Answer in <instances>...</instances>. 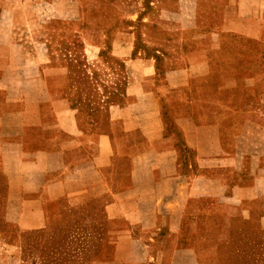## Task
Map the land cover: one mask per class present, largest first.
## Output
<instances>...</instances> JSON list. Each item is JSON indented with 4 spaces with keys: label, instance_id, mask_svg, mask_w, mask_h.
<instances>
[{
    "label": "crops",
    "instance_id": "obj_1",
    "mask_svg": "<svg viewBox=\"0 0 264 264\" xmlns=\"http://www.w3.org/2000/svg\"><path fill=\"white\" fill-rule=\"evenodd\" d=\"M74 41L123 90L87 114L56 91ZM0 179V264L69 212L107 223L81 264H212L196 238L264 233V0H0Z\"/></svg>",
    "mask_w": 264,
    "mask_h": 264
},
{
    "label": "rangeland",
    "instance_id": "obj_2",
    "mask_svg": "<svg viewBox=\"0 0 264 264\" xmlns=\"http://www.w3.org/2000/svg\"><path fill=\"white\" fill-rule=\"evenodd\" d=\"M74 26L70 24L69 33H72ZM73 43L74 45L62 44L54 48L59 56L54 55L53 64L58 67L62 64L67 65L70 71L68 83L70 87L65 86L56 90L58 94L68 98L72 102L71 107L81 110L82 114L91 112L97 103H102V100L107 103L118 100L123 90L118 87L116 91L108 86L98 88L96 80L100 81L99 76L95 77L88 72V66L92 67V65H88L87 58L83 56V45L77 41ZM245 47H250L249 43ZM62 53L66 57L62 56ZM84 65H87V68ZM101 78L105 79L104 76ZM0 182L3 191V179H0ZM2 191L0 192V238L7 244L8 241L15 240V229L2 219ZM97 204L100 207L101 203ZM70 214L69 212L64 219L50 224L47 233L24 236L26 260L22 264H81L79 257L83 254L88 261L92 260V256L86 255V248L94 242L102 243V239L107 236L104 231L107 223L102 216H99L95 218L97 223L89 225L85 220L86 217ZM244 228V233H233L232 239L226 245L218 240L219 234L212 232L205 235L206 239L203 242L199 237L196 238L199 251H202L201 255L212 260V264H264V233L256 232L252 224L245 225ZM10 250L0 244V253H7Z\"/></svg>",
    "mask_w": 264,
    "mask_h": 264
}]
</instances>
